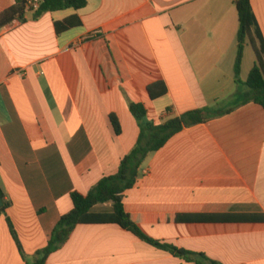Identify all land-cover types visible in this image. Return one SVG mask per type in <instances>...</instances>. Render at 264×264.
Wrapping results in <instances>:
<instances>
[{"label": "crops", "instance_id": "0c3cea01", "mask_svg": "<svg viewBox=\"0 0 264 264\" xmlns=\"http://www.w3.org/2000/svg\"><path fill=\"white\" fill-rule=\"evenodd\" d=\"M16 2L0 0V12ZM251 5L264 40V0ZM34 13L0 29V187L11 202L0 214V264L32 262L73 209L72 192L88 193L118 172L140 136L130 103L161 123L204 108L210 118L148 156L124 193L129 213L264 214V106L238 105L256 59L238 82L236 0H88L81 10ZM72 17L81 24L57 33L56 22ZM157 82L167 92L152 99ZM112 210V202L93 208ZM140 227L219 264H264V222ZM46 264L197 263L118 224L87 223Z\"/></svg>", "mask_w": 264, "mask_h": 264}, {"label": "trees", "instance_id": "16d2710c", "mask_svg": "<svg viewBox=\"0 0 264 264\" xmlns=\"http://www.w3.org/2000/svg\"><path fill=\"white\" fill-rule=\"evenodd\" d=\"M88 4V0H44L35 11L34 17H41L47 12H54L74 8L81 10ZM236 8L239 15L240 29L238 33V53L235 62V77L240 82L245 47L251 44L255 54L256 62L251 69L245 82L248 91L242 96L238 105L246 102H256L264 106V40L259 31L251 0H236ZM26 12L25 0H17L16 4L0 12V29L12 21L23 20ZM78 17H72L56 22L57 33H62L74 26L80 25ZM148 91L152 99L166 94L167 87L164 82L149 85ZM130 109L136 117L140 126V136L135 147L126 154L120 162L117 173L103 177L88 193L73 191L71 194L74 204L73 209L62 215L54 226L48 245L36 253L35 259L26 264H46L48 257L60 249L70 238L72 232L79 224L87 223H114L132 231L142 240L162 249L169 250L179 257L197 264H219L204 253H195L178 249L174 245L162 243L144 233L140 224L144 222H264L263 213L250 214H166V215H137L129 213L123 202L124 193L133 188L141 175V168L148 156L160 148L177 132L186 127L206 122L209 118L208 108L195 109L181 116L171 118L165 123L155 124L148 122L144 124L143 118L147 116L148 110L143 103H130ZM112 123L117 134L122 129L118 119L112 114ZM0 192L5 199V194L0 187ZM112 202L111 212H94L93 208L99 204ZM11 202L5 201L0 208L2 214ZM13 237L20 249L21 244L17 232L9 220ZM22 251V249H21ZM22 255L23 251L21 252Z\"/></svg>", "mask_w": 264, "mask_h": 264}, {"label": "rangeland", "instance_id": "374dc122", "mask_svg": "<svg viewBox=\"0 0 264 264\" xmlns=\"http://www.w3.org/2000/svg\"><path fill=\"white\" fill-rule=\"evenodd\" d=\"M255 59H256V54H255V51H254L252 45L247 44L246 45V54H245L244 66H243V74L241 75L242 79H245L246 73L248 74L250 68L253 66ZM160 121L161 120L158 119V117L154 113L147 115L143 118L144 124H146L148 122H154L155 124L158 125V124H161Z\"/></svg>", "mask_w": 264, "mask_h": 264}, {"label": "built area", "instance_id": "2783aa9c", "mask_svg": "<svg viewBox=\"0 0 264 264\" xmlns=\"http://www.w3.org/2000/svg\"><path fill=\"white\" fill-rule=\"evenodd\" d=\"M44 0H25L26 9L36 11Z\"/></svg>", "mask_w": 264, "mask_h": 264}, {"label": "water", "instance_id": "95a60500", "mask_svg": "<svg viewBox=\"0 0 264 264\" xmlns=\"http://www.w3.org/2000/svg\"><path fill=\"white\" fill-rule=\"evenodd\" d=\"M4 205H5V199L0 192V208H2Z\"/></svg>", "mask_w": 264, "mask_h": 264}]
</instances>
